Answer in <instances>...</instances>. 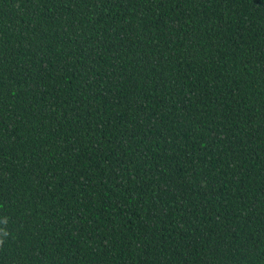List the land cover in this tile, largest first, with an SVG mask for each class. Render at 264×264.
Instances as JSON below:
<instances>
[{"label":"trees","instance_id":"1","mask_svg":"<svg viewBox=\"0 0 264 264\" xmlns=\"http://www.w3.org/2000/svg\"><path fill=\"white\" fill-rule=\"evenodd\" d=\"M0 264H264V0H0Z\"/></svg>","mask_w":264,"mask_h":264},{"label":"clouds","instance_id":"2","mask_svg":"<svg viewBox=\"0 0 264 264\" xmlns=\"http://www.w3.org/2000/svg\"><path fill=\"white\" fill-rule=\"evenodd\" d=\"M3 243V241H0V244H2Z\"/></svg>","mask_w":264,"mask_h":264}]
</instances>
